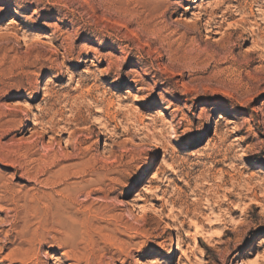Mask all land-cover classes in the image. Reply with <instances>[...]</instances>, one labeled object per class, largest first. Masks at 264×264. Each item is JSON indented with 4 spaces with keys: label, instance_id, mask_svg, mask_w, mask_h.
Masks as SVG:
<instances>
[{
    "label": "rangeland",
    "instance_id": "374dc122",
    "mask_svg": "<svg viewBox=\"0 0 264 264\" xmlns=\"http://www.w3.org/2000/svg\"><path fill=\"white\" fill-rule=\"evenodd\" d=\"M3 183L0 264H264V0H0Z\"/></svg>",
    "mask_w": 264,
    "mask_h": 264
},
{
    "label": "bare ground",
    "instance_id": "6f19581e",
    "mask_svg": "<svg viewBox=\"0 0 264 264\" xmlns=\"http://www.w3.org/2000/svg\"><path fill=\"white\" fill-rule=\"evenodd\" d=\"M129 97H133V99L135 100V101H137L138 100V96L136 95V94H129ZM159 115H161V113L159 114ZM14 122H17V121H14ZM7 125V124H6ZM52 128H54V126L52 127ZM7 135H5V137H6ZM27 169V168H26ZM31 175H32V173H31ZM60 177V176H59ZM39 181V180H38ZM60 181H56V180H54V181H51V182H49V180H48V184H51V183H59ZM0 187H2L3 189L4 188H6L7 189V186L3 183V184H0ZM9 187V186H8ZM8 190H10V188L8 189ZM10 192V191H9ZM40 193V192H39ZM43 193V192H42ZM47 197V194L46 193H44V194H42L41 196L40 195H38V196H34L33 195V197H30V198H28L27 197V201H29V202H36L37 204H39V205H42V208H43V211H44V214L45 215H49L50 213H56L57 211H60V210H62V208L63 207H57V206H55V205H53L52 203L51 204H49V203H47V202H45V200L47 199L46 198ZM47 201V200H46ZM60 204V203H59ZM59 206V205H58ZM63 224H65V223H63L61 220H59V219H57L56 218V220L54 219V221H52V222H50V220H47L46 222H45V225H47V228H46V231H55V232H58L59 231V227L61 226V225H63ZM45 235V234H44ZM181 247V243L180 242H178V248H180ZM156 262V261H155Z\"/></svg>",
    "mask_w": 264,
    "mask_h": 264
}]
</instances>
